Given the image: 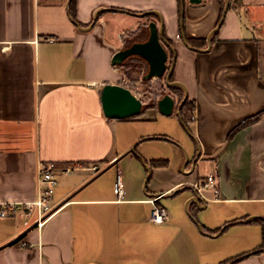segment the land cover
Here are the masks:
<instances>
[{"label": "crops", "instance_id": "obj_1", "mask_svg": "<svg viewBox=\"0 0 264 264\" xmlns=\"http://www.w3.org/2000/svg\"><path fill=\"white\" fill-rule=\"evenodd\" d=\"M72 1L0 0V202L35 201L43 162L81 165L58 175L42 225L0 217V264H264V0H75L74 14ZM151 21L189 125L176 94L170 115L104 113V85L128 86L132 60L149 68L112 59Z\"/></svg>", "mask_w": 264, "mask_h": 264}, {"label": "water", "instance_id": "obj_2", "mask_svg": "<svg viewBox=\"0 0 264 264\" xmlns=\"http://www.w3.org/2000/svg\"><path fill=\"white\" fill-rule=\"evenodd\" d=\"M199 2L201 0H191ZM229 2L225 13L228 10ZM150 36L145 41H136L130 46L117 51L112 59L114 65L123 63L129 57L137 55L145 59L149 64L146 78L164 77L169 82L172 68L169 67L170 54L168 49L171 43L163 36V29L155 21L149 23ZM174 58V57H173ZM174 59L172 61V66ZM187 99V97H186ZM103 110L106 116L111 118H127L140 115L143 109V100L138 97L129 87L117 84L106 83L101 92ZM176 99L171 93L165 94L158 101L159 110L166 115L173 113ZM181 104L178 108L181 115Z\"/></svg>", "mask_w": 264, "mask_h": 264}, {"label": "built area", "instance_id": "obj_3", "mask_svg": "<svg viewBox=\"0 0 264 264\" xmlns=\"http://www.w3.org/2000/svg\"><path fill=\"white\" fill-rule=\"evenodd\" d=\"M117 68V67H116ZM81 165L77 164L74 166L60 165L55 161L43 162L40 164L39 173H40V182L42 186L39 190V195L35 201L24 202V203H12L8 201L0 202V217H8L15 215L18 211H21L22 214L26 215H36L38 225H42L47 217L56 211L57 208L54 207V195L55 189L58 184V175L59 174H71ZM94 171L98 170L97 165H93L92 168ZM216 183L215 175L211 174L207 176L202 182L195 185V188L199 193L203 195V189L210 185ZM114 192L117 196V199L120 201L124 198L125 187L123 176L119 172L114 183ZM161 195H157L151 198V201L155 204V207L152 211L150 220L155 223L165 222L169 212L162 206L157 204V201Z\"/></svg>", "mask_w": 264, "mask_h": 264}, {"label": "rangeland", "instance_id": "obj_4", "mask_svg": "<svg viewBox=\"0 0 264 264\" xmlns=\"http://www.w3.org/2000/svg\"><path fill=\"white\" fill-rule=\"evenodd\" d=\"M149 29V28H147ZM131 59L128 58L125 62H129ZM132 67L128 69L129 78L126 80L127 87L132 88L131 90L139 97H144L147 102L162 98L165 94L170 93L165 86L164 77H153L146 78L145 75L148 73L149 68H146L144 62L140 60L130 61ZM129 63V65H131ZM161 85H164V91L161 90ZM151 98V100H150Z\"/></svg>", "mask_w": 264, "mask_h": 264}, {"label": "trees", "instance_id": "obj_5", "mask_svg": "<svg viewBox=\"0 0 264 264\" xmlns=\"http://www.w3.org/2000/svg\"><path fill=\"white\" fill-rule=\"evenodd\" d=\"M222 2H223V0H222ZM74 3H75V0L72 1V14H74V12H75ZM224 7H225V3H224ZM220 24H221V21H220L219 25ZM137 39L138 38H134L133 37V39L128 43V46H130L131 44L136 42ZM137 41H145V40H137ZM125 61L123 63H121V64H118V65L125 64ZM166 85H167L168 91L171 94H176L178 96L179 104L180 105L183 104L182 105V109H181L182 119L187 125H189V123L191 121H194V119H195V105H194V103L192 101H190L189 99H186L184 89L181 87L180 84H178V83H176L174 81V76H173L172 73L169 76V82L166 81ZM164 89H165L164 85H161V90L164 91ZM159 99H157L156 101L155 100L149 101V102L146 101V103L143 104L142 113L149 107H157ZM150 100H151V98H150ZM261 115H262V113H259V114L255 115L253 117L248 118L241 125H239L237 128H235L234 131L232 132V134L235 133L236 131H238L241 127H243V126H245V125H247L249 123L257 121L261 117ZM153 165H155V166L167 165V161L156 160V161L153 162ZM258 221H260L263 224V227H264V220L259 219Z\"/></svg>", "mask_w": 264, "mask_h": 264}, {"label": "flooded vegetation", "instance_id": "obj_6", "mask_svg": "<svg viewBox=\"0 0 264 264\" xmlns=\"http://www.w3.org/2000/svg\"><path fill=\"white\" fill-rule=\"evenodd\" d=\"M165 85H166V80H165ZM166 87H167V85H166Z\"/></svg>", "mask_w": 264, "mask_h": 264}]
</instances>
